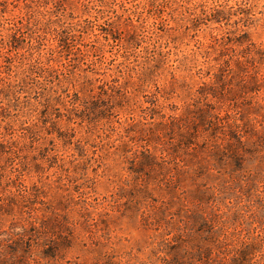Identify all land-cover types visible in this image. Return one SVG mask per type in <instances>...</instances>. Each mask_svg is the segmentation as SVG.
I'll return each instance as SVG.
<instances>
[{
	"label": "rangeland",
	"instance_id": "rangeland-1",
	"mask_svg": "<svg viewBox=\"0 0 264 264\" xmlns=\"http://www.w3.org/2000/svg\"><path fill=\"white\" fill-rule=\"evenodd\" d=\"M14 29L0 264H264V0H0Z\"/></svg>",
	"mask_w": 264,
	"mask_h": 264
},
{
	"label": "trees",
	"instance_id": "trees-1",
	"mask_svg": "<svg viewBox=\"0 0 264 264\" xmlns=\"http://www.w3.org/2000/svg\"><path fill=\"white\" fill-rule=\"evenodd\" d=\"M17 30L18 29H14V30H12L11 31V33H10V35L7 37V42H9V46H5V45H3L4 44V41H3V43H1V45H2V48L3 49H5L6 51L4 52V53H1L0 54V60L1 59H3V60H5V62L8 60V59H11L12 58V56L10 55V52H9V50H8V47L9 48H11L12 47V44H14V42H16L17 40H18V38H17ZM10 44H11V46H10ZM65 44H66V42H65V40H63V46H65ZM67 45V44H66ZM66 51L67 52H70L69 50H67L66 49ZM27 71V69H22V71ZM43 70V72H40V71H42ZM45 73H46V70L45 69H42V68H39V73L37 74L38 75V77L39 78H42L41 79V81L42 82H46V81H48V80H46V76H45ZM0 76H1V71H0ZM2 77V76H1ZM213 77H215L216 78V74L215 75H213ZM16 82H22V80H15ZM0 84H1V86H2V88H3V92L1 91L0 93H6L7 95L8 94H13L14 93V91H13V89L10 87L11 86V83H6L7 85L6 86H4L3 84H2V79H0ZM89 91V90H88Z\"/></svg>",
	"mask_w": 264,
	"mask_h": 264
}]
</instances>
